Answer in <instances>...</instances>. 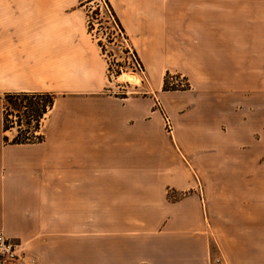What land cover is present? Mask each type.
Listing matches in <instances>:
<instances>
[{
    "label": "rangeland",
    "instance_id": "rangeland-1",
    "mask_svg": "<svg viewBox=\"0 0 264 264\" xmlns=\"http://www.w3.org/2000/svg\"><path fill=\"white\" fill-rule=\"evenodd\" d=\"M96 4L107 6L128 35L144 67V81L128 71L113 76L107 72L86 26ZM33 48L56 49L51 89L26 92L47 96L41 102L50 97L52 104L36 128H27L31 107L26 99L16 100L19 110L8 111V124H13L3 131L4 97L20 92L0 90L4 144H38L47 139L49 128L65 124L86 128L88 110L107 109L114 115V102L136 99L146 108L148 124L136 123L134 140L151 142L152 152H167L170 155L163 156L175 159L176 166L177 158L183 162L203 212L208 202L218 209L238 201L242 115H248L249 125L264 123V88L258 96L250 89L256 76L264 81V0H0V65L9 70L23 67L26 80L30 68L38 65ZM137 48H153L152 53L144 52L146 57L167 68L160 86ZM122 74L136 78L119 79ZM47 80L48 75H39L38 81ZM16 136L27 142L11 143ZM227 189L237 195L227 196ZM187 194L166 191L170 201ZM3 236L16 245L18 257L0 256V264L22 254L19 242Z\"/></svg>",
    "mask_w": 264,
    "mask_h": 264
},
{
    "label": "crops",
    "instance_id": "crops-1",
    "mask_svg": "<svg viewBox=\"0 0 264 264\" xmlns=\"http://www.w3.org/2000/svg\"><path fill=\"white\" fill-rule=\"evenodd\" d=\"M136 51L160 86L167 68L146 57L153 48ZM33 52L38 65L26 80L23 67L0 65L1 91L51 89L56 49ZM252 85L260 95L264 81ZM114 103V115L90 109L86 128L51 127L38 144H4L0 124V232L22 247L5 264H264V123L242 115L238 201L208 202L205 214L183 162L134 140L136 123L148 124L145 106ZM167 189L188 194L170 201Z\"/></svg>",
    "mask_w": 264,
    "mask_h": 264
},
{
    "label": "built area",
    "instance_id": "built-area-1",
    "mask_svg": "<svg viewBox=\"0 0 264 264\" xmlns=\"http://www.w3.org/2000/svg\"><path fill=\"white\" fill-rule=\"evenodd\" d=\"M96 7H91L89 12L94 10V13L93 16H87L86 26L88 35L95 41L101 55L106 60L107 72L109 71V75L113 76L117 71L120 73L128 71L136 75L140 81H144V67L128 35L107 6L103 9L98 6V10ZM0 256L11 260L18 257L16 245L4 237L1 232Z\"/></svg>",
    "mask_w": 264,
    "mask_h": 264
},
{
    "label": "trees",
    "instance_id": "trees-1",
    "mask_svg": "<svg viewBox=\"0 0 264 264\" xmlns=\"http://www.w3.org/2000/svg\"><path fill=\"white\" fill-rule=\"evenodd\" d=\"M42 96H43L42 94H28L26 92L6 94L4 97V109H3V131L8 130L9 127L13 124V122H10L11 123L10 125L8 124L7 114L9 110L10 111L19 110L18 108H16V102H15L18 99L28 100V104L31 107L29 111L30 113H29L28 121L25 122L26 127L29 128L31 126L36 128L38 125L39 118L43 115V113L46 112L47 107L52 104V100L50 97L48 98V100L41 102L42 98L47 97V96L46 97H42ZM32 121H34L33 125H31ZM3 140L7 141V138L3 137ZM25 142L27 141L18 138V136L14 137L11 140V143H25Z\"/></svg>",
    "mask_w": 264,
    "mask_h": 264
},
{
    "label": "bare ground",
    "instance_id": "bare-ground-1",
    "mask_svg": "<svg viewBox=\"0 0 264 264\" xmlns=\"http://www.w3.org/2000/svg\"><path fill=\"white\" fill-rule=\"evenodd\" d=\"M133 77L134 78H136L135 76H133V75H127V74H122V75H119V79H124V80H131V79H133Z\"/></svg>",
    "mask_w": 264,
    "mask_h": 264
}]
</instances>
